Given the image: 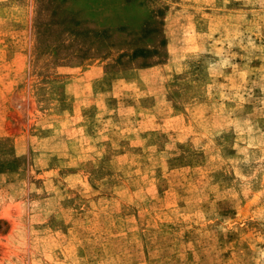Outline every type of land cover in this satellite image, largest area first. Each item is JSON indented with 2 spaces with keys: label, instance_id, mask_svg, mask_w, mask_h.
<instances>
[{
  "label": "rangeland",
  "instance_id": "obj_1",
  "mask_svg": "<svg viewBox=\"0 0 264 264\" xmlns=\"http://www.w3.org/2000/svg\"><path fill=\"white\" fill-rule=\"evenodd\" d=\"M0 264H264V0H0Z\"/></svg>",
  "mask_w": 264,
  "mask_h": 264
}]
</instances>
